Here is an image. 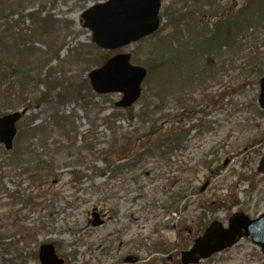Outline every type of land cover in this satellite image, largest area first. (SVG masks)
Returning a JSON list of instances; mask_svg holds the SVG:
<instances>
[{
    "label": "rangeland",
    "instance_id": "1",
    "mask_svg": "<svg viewBox=\"0 0 264 264\" xmlns=\"http://www.w3.org/2000/svg\"><path fill=\"white\" fill-rule=\"evenodd\" d=\"M105 1L0 0L7 3L6 12L0 13V68L9 66L30 79L22 96L10 103L0 98V116L22 113L13 142L16 170L5 174L2 184L9 193H32L39 205L22 209L14 224L9 218L13 205L0 196V245L6 249H0V264L14 258L39 264L33 254L37 256L39 246L48 243L64 264H179V253L210 222L226 226L234 213L250 219L264 213V175L256 171L264 154V111L250 113L257 81L264 74V43L254 40L256 49L247 51L250 31L236 36L232 27L218 35L244 39L242 43L248 45L241 53L226 47L206 54L195 47L214 35L218 22L251 10L250 0H162L159 30L116 52L96 48L80 18L85 10ZM44 16L47 22L41 21ZM185 50L192 53L190 60ZM116 53L130 54V62L146 70L142 99L160 100L154 95L164 83L162 78L169 81V93L174 95L167 100L173 120L184 112L183 105L175 102L176 94L184 91L188 104L197 105L199 84L205 91L209 88L210 102L204 103L200 115L190 113L195 106L188 107L182 120L188 129L187 148L182 158H169L168 168L167 158L147 159L144 166L122 170L125 160L109 155L104 161L110 145L122 140L120 134L141 137L147 131L137 116L142 99L127 113L115 110L118 94L96 95L89 87L88 73ZM199 72L202 83H198ZM184 73L193 79V86L191 79L184 86L176 83ZM15 79L10 83L16 84ZM223 89L227 94L222 100ZM64 93L68 96L56 101ZM23 102L28 106L23 107ZM59 117L72 130V149L56 158L52 177L30 187L32 173L24 172L29 165L23 164L26 156L22 155L29 146L30 129L47 126L41 136L47 129L59 130ZM108 118L112 127L105 123ZM205 122L212 131L198 136ZM184 163L188 167L182 176L184 198L178 213H168L166 181L161 178ZM93 210L102 215L103 225L91 226ZM23 225L35 229L32 237L24 235ZM134 258L137 261L132 263ZM198 264H264V256L246 238Z\"/></svg>",
    "mask_w": 264,
    "mask_h": 264
},
{
    "label": "trees",
    "instance_id": "2",
    "mask_svg": "<svg viewBox=\"0 0 264 264\" xmlns=\"http://www.w3.org/2000/svg\"><path fill=\"white\" fill-rule=\"evenodd\" d=\"M254 4V5H253ZM7 3L2 4L0 3V13H5ZM250 6H252L251 10L246 9V12L248 15H245L246 12L239 13V17L236 19H230V20H222L217 23L216 25V31L213 36H211L208 39L200 40L198 43H196L197 50H200L201 53L205 52L206 54L210 53V51L214 52H221L223 48L228 47L229 49L234 48L236 51L241 53V51L248 45L247 43L243 44L242 41L238 40V37L235 39V37H226L224 35H218V32L222 30H231L233 29L237 30L235 35H244L246 32L250 33L248 34L249 39L251 40V45L247 51L256 49L254 47L253 41L262 42L264 43V0H250ZM241 12V11H240ZM39 14V13H38ZM33 16V13L29 14V17L31 18ZM35 16V14H34ZM231 20L233 23H231ZM41 21L47 22L48 18L47 16H44V18H41ZM224 24V25H223ZM225 27V29L221 28ZM230 33V32H229ZM231 34V33H230ZM189 53V60L192 55L191 52H188L187 50L183 51ZM181 53V52H180ZM183 54V53H182ZM179 56V53H178ZM177 56V58H178ZM9 69H1L0 68V98L6 102H12V98H16L19 96H22V94L25 92V87L30 81L29 76L27 73L23 72H16L13 71L9 66ZM211 69V68H210ZM187 70V68H186ZM186 73V72H185ZM183 74L180 76L178 80H176L179 84V86H184L186 81H190V77H186V74ZM199 79L198 83L204 82V78L202 76V72H199ZM16 78L17 80L16 84L10 83V79ZM164 83L160 84V88L157 90L156 94L154 96H157L160 98V100L152 99L154 97L144 98L142 99L143 102L141 104V111L137 115L140 119V126L144 129H147V131L139 137L136 133L135 136L131 135L132 133H125L120 134V137L122 140H119V144L112 143L110 146V150L108 151V154L104 157V161L108 158L107 156L113 155L118 160H125L126 163L123 165H120L121 170L122 169H131L135 167H139L141 164L143 166L145 165V160L151 159L154 161H162L165 158H167V168L169 166V158L172 155H179L181 158L183 157V154L186 150V139L188 136V129H184V124L182 120L184 119L185 113L188 111V107L192 108V106H195V108H192L194 110L190 111V113L196 114V116L200 115L202 113V107L204 106V103H209L211 96L207 91H209V88L203 90L201 87L202 85L199 84V98L200 101L197 105H194L192 102L188 104L190 99H186L185 92L182 91L179 94H176L174 99L175 102L179 105L184 107V112H181L179 117L176 118L177 120L172 119L174 116V112H172V108L170 105V102L167 100L168 95H171V98L174 95L172 92L169 93V85L167 83V79L162 78ZM192 80L190 81L191 86L194 85L192 83ZM209 87V86H208ZM226 91H222L221 98H225ZM195 95V94H194ZM68 96L67 93H64L62 95H57L56 101L62 100V98ZM40 100V99H39ZM203 102V104H202ZM23 105V107H27L28 105L25 104V102L20 103ZM88 104V102H87ZM88 106V105H86ZM85 106V107H86ZM10 107H16V106H10ZM251 112L253 114L261 113L255 106L254 100L250 104ZM190 108V109H191ZM197 108V109H196ZM17 108H14L13 110H16ZM132 109H128L125 112L131 113ZM196 111V112H195ZM163 116V122L161 124L159 121L161 120ZM195 116V115H194ZM248 118V117H247ZM246 118V120H247ZM170 119V120H169ZM109 120L111 118H108L105 120V123L110 125L112 127L113 123H111ZM202 119H199L198 122H204ZM250 120V119H248ZM253 120V119H251ZM30 119L29 124H33V121ZM56 125L58 126L59 130L52 131L53 129H47L46 135H42L41 130H46L47 126L44 127L45 129L39 128V127H31L30 131L32 135L28 139L29 140V146L26 149L25 153L22 155H25L26 158L23 162L24 165H29L28 169H25V173H32L28 177V185L32 187L36 182H39V179H43V177L48 178L52 177L54 175L55 167L54 164L57 161L56 158L61 156L64 153H68L72 149V130L65 128L62 118L59 117L56 120ZM146 126V127H145ZM198 126V125H197ZM36 127V128H35ZM202 130L198 131V136H202L206 133H209L212 131L208 123H204L200 125ZM38 132V133H37ZM59 133L58 135L55 133ZM136 132V131H135ZM38 135L39 138L35 137V134ZM136 136H138L136 138ZM123 142V144H121ZM256 142L253 144L255 145ZM252 147V146H250ZM17 150H12L10 152H6L3 150V148L0 146V196H3V199H7L10 204L13 205V209L10 210L9 218H12V222L16 224V220L20 217L21 210L28 207V208H37L39 206L36 203V198L32 195V193L29 192V194L25 190L19 191H13L9 193L2 184V178L5 174H9L11 172L14 173L16 170L14 166L16 165L13 163V160L17 157L15 154ZM156 159V160H155ZM182 162V161H181ZM180 162V163H181ZM186 163H184V166L178 167L175 171L164 173L166 177H162L164 181H166L165 189L167 192V198L168 199V205L165 208L168 213H178L179 207L182 203V200L184 198L183 196V186L185 184V180L182 179L183 174H185L187 170ZM175 173H178V175H173ZM172 180L174 182H172ZM172 182V183H171ZM5 195V196H4ZM1 200V199H0ZM20 205V207L17 209V206ZM1 220V218H0ZM24 227V225H23ZM34 228H25L24 227V235L27 236V238L32 237L34 235ZM1 241V239H0ZM3 246V245H2ZM0 245V249L3 251H6V249ZM12 246V245H11ZM34 257L36 255L33 254ZM2 264H25L24 262H21L18 258H14L9 261L2 262Z\"/></svg>",
    "mask_w": 264,
    "mask_h": 264
},
{
    "label": "water",
    "instance_id": "3",
    "mask_svg": "<svg viewBox=\"0 0 264 264\" xmlns=\"http://www.w3.org/2000/svg\"><path fill=\"white\" fill-rule=\"evenodd\" d=\"M159 8L160 0H107L81 15L82 27L91 32L92 43L98 48L117 50L157 31ZM129 61V54H117L88 74L90 87L95 93L121 94V99L114 104L117 108H128L139 98L141 83L146 76L143 68L132 66ZM258 87L257 106L264 110V76L258 80ZM20 118L18 112L0 117V145L6 151L12 149L15 124ZM257 171L264 174V154ZM92 219L93 226L102 224L98 213L93 212ZM241 238H248L264 255V213L253 220L242 213L233 214L226 228L212 221L188 250L180 252V263L197 264L232 247ZM38 260L40 264H63L50 244L39 247Z\"/></svg>",
    "mask_w": 264,
    "mask_h": 264
},
{
    "label": "bare ground",
    "instance_id": "4",
    "mask_svg": "<svg viewBox=\"0 0 264 264\" xmlns=\"http://www.w3.org/2000/svg\"><path fill=\"white\" fill-rule=\"evenodd\" d=\"M189 60V59H188ZM169 83V81L167 80V84Z\"/></svg>",
    "mask_w": 264,
    "mask_h": 264
}]
</instances>
